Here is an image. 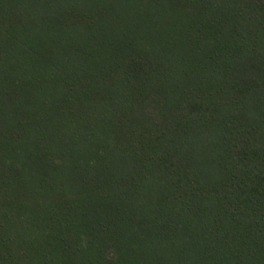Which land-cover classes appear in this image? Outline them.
Masks as SVG:
<instances>
[{
	"label": "trees",
	"instance_id": "1",
	"mask_svg": "<svg viewBox=\"0 0 264 264\" xmlns=\"http://www.w3.org/2000/svg\"><path fill=\"white\" fill-rule=\"evenodd\" d=\"M0 264H264V0H0Z\"/></svg>",
	"mask_w": 264,
	"mask_h": 264
}]
</instances>
